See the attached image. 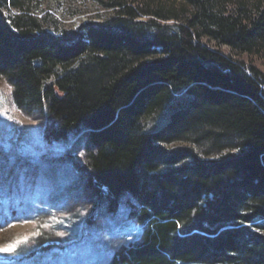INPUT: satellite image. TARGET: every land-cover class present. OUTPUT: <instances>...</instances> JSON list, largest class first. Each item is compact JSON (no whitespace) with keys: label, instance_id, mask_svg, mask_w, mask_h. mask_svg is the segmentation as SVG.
Returning <instances> with one entry per match:
<instances>
[{"label":"trees","instance_id":"obj_1","mask_svg":"<svg viewBox=\"0 0 264 264\" xmlns=\"http://www.w3.org/2000/svg\"><path fill=\"white\" fill-rule=\"evenodd\" d=\"M82 1L105 13L70 29L0 0V77L47 144L87 133L111 212L135 202L144 232L112 264H264V69L222 50L264 60V0Z\"/></svg>","mask_w":264,"mask_h":264},{"label":"rangeland","instance_id":"obj_2","mask_svg":"<svg viewBox=\"0 0 264 264\" xmlns=\"http://www.w3.org/2000/svg\"><path fill=\"white\" fill-rule=\"evenodd\" d=\"M64 3L46 0L70 29L105 13L92 2L75 0L68 8H77L78 15L64 16L58 8ZM222 50L264 69L258 56ZM46 125L45 115L30 114L14 103L12 85L0 77V247L20 242L14 253L0 252V264H112L116 250L138 242L144 232L131 215L130 202H135L125 195L118 211L111 212L83 169L90 148L87 133L47 144Z\"/></svg>","mask_w":264,"mask_h":264},{"label":"snow or ice","instance_id":"obj_3","mask_svg":"<svg viewBox=\"0 0 264 264\" xmlns=\"http://www.w3.org/2000/svg\"><path fill=\"white\" fill-rule=\"evenodd\" d=\"M20 242H16L15 244H11V245H6L4 247H0V252L3 253H14L16 247H18Z\"/></svg>","mask_w":264,"mask_h":264}]
</instances>
